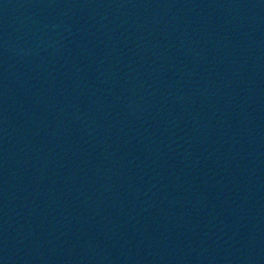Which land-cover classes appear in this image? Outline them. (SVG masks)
I'll return each instance as SVG.
<instances>
[{"label": "water", "instance_id": "95a60500", "mask_svg": "<svg viewBox=\"0 0 264 264\" xmlns=\"http://www.w3.org/2000/svg\"><path fill=\"white\" fill-rule=\"evenodd\" d=\"M0 264H264V0H0Z\"/></svg>", "mask_w": 264, "mask_h": 264}]
</instances>
